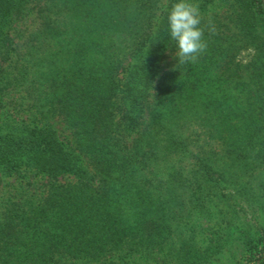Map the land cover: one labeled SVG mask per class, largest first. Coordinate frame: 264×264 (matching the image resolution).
Here are the masks:
<instances>
[{
    "label": "trees",
    "instance_id": "1",
    "mask_svg": "<svg viewBox=\"0 0 264 264\" xmlns=\"http://www.w3.org/2000/svg\"><path fill=\"white\" fill-rule=\"evenodd\" d=\"M218 1L181 66L177 0H0V264H264V0Z\"/></svg>",
    "mask_w": 264,
    "mask_h": 264
},
{
    "label": "clouds",
    "instance_id": "2",
    "mask_svg": "<svg viewBox=\"0 0 264 264\" xmlns=\"http://www.w3.org/2000/svg\"><path fill=\"white\" fill-rule=\"evenodd\" d=\"M167 21L170 38L175 42L178 64L195 63L208 47L199 6L192 0H177L168 9ZM207 30L210 35L216 34V26L212 22L208 23Z\"/></svg>",
    "mask_w": 264,
    "mask_h": 264
},
{
    "label": "rangeland",
    "instance_id": "3",
    "mask_svg": "<svg viewBox=\"0 0 264 264\" xmlns=\"http://www.w3.org/2000/svg\"><path fill=\"white\" fill-rule=\"evenodd\" d=\"M194 3H196L199 6L201 16H206L208 13L213 12V11L223 12L227 8L225 3L223 2L220 3L218 0H201V4L203 3V5H205L206 7H202L200 5V2L196 1ZM6 188H7L6 185H3V183H0V196L2 195L3 191L6 190Z\"/></svg>",
    "mask_w": 264,
    "mask_h": 264
}]
</instances>
